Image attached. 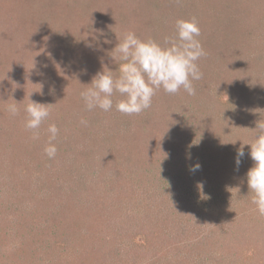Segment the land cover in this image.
I'll list each match as a JSON object with an SVG mask.
<instances>
[{
    "label": "rangeland",
    "instance_id": "374dc122",
    "mask_svg": "<svg viewBox=\"0 0 264 264\" xmlns=\"http://www.w3.org/2000/svg\"><path fill=\"white\" fill-rule=\"evenodd\" d=\"M192 18L206 53L199 96L161 88L139 114L117 111L118 93L111 111L86 108L100 57L118 68L107 57L116 35L163 43ZM31 100L51 104L36 130L25 126ZM260 116L264 0H0V264H264V229L251 263L258 239L244 228L264 215L239 193L249 145L236 165Z\"/></svg>",
    "mask_w": 264,
    "mask_h": 264
},
{
    "label": "clouds",
    "instance_id": "9594fccd",
    "mask_svg": "<svg viewBox=\"0 0 264 264\" xmlns=\"http://www.w3.org/2000/svg\"><path fill=\"white\" fill-rule=\"evenodd\" d=\"M175 30V36L166 37L163 43L151 38L141 39L131 31L122 37L116 35L117 43L107 52V57L111 62L119 61L118 68L111 70L106 67L105 58L100 57L102 70L95 74L88 84L90 86L80 93L86 108L89 111L96 108L105 112L111 111L113 98L118 93L120 99L115 102L116 110L133 115L150 108L153 97L161 88L168 94H177L183 89L189 95H195L193 81H198L203 76L197 61L206 55L198 39V21L195 18L177 19ZM104 43L110 44L112 41L105 38ZM114 72L119 75H114ZM48 105L51 104L45 105L33 100L26 105V128H40L50 115ZM7 110L12 115L18 112L15 103L8 104ZM254 123L256 126L252 130L255 137L248 143L242 141L236 151V165L238 168L241 164V158L245 156L244 146L249 145L248 154L253 165L248 169L245 178L249 193L252 194V203L259 214L264 215V117L260 116ZM47 131L50 135L44 152L49 159H53L58 151L53 142L59 129L55 124H50ZM33 138L38 139V133L34 132ZM200 168L201 164L197 162L189 170L195 172Z\"/></svg>",
    "mask_w": 264,
    "mask_h": 264
},
{
    "label": "trees",
    "instance_id": "16d2710c",
    "mask_svg": "<svg viewBox=\"0 0 264 264\" xmlns=\"http://www.w3.org/2000/svg\"><path fill=\"white\" fill-rule=\"evenodd\" d=\"M57 8H56V10H55V6L54 7H52V6H48V8L47 9H49V10H47V11H50V12H52V14H54V12H57V11H59L60 10V6L59 5H57L56 6ZM88 7V5L85 3V8H87ZM79 8H81L82 9V1H81V4H80V7ZM203 80V76H202V79H200V80H198V82H200L199 83V85H197V89H196V91H197V93H196V96H199V94H200V92L202 91V88H204L205 87V83L202 81ZM186 102H188V100H184V103H186ZM180 103H183V101H180ZM177 106H178V104H176ZM191 105V104H190ZM177 114H178V112H177ZM210 117V116H209ZM182 123V122H181ZM183 124H185V123H183ZM181 127H183L184 125H180ZM180 127V128H181ZM182 129V128H181ZM198 138V137H197ZM199 139H201V138H199ZM203 140H205V139H203ZM121 165V164H120ZM119 171H125L126 172V169H121V170H119ZM128 174L126 175V176H129V173L130 174H132V172L130 171V172H127ZM117 174V173H116ZM120 174V173H119ZM112 177V176H111ZM113 180V179H112ZM111 180V181H112ZM244 192H247V194H248V196L247 197H245V198H247L248 200H251V194L249 193V189H248V187H246L244 190H242V191H240L239 193H240V195H242ZM245 194V193H244ZM248 204H251L249 201H248ZM213 206V205H212ZM212 209V208H211ZM210 209V210H211ZM252 209V207H250V209H249V207H244L243 209H241V208H239V210H238V208L236 207V208H232V211H235V212H239V211H241V210H243V211H245V213L247 212V211H249V210H251ZM202 211L203 212H205V211H207V210H205V209H202ZM245 223V226H244V228L246 229V230H249V231H251L252 233H254V236L258 239V241H255L254 243H252V247L253 248H247V250L248 251H251L250 253V255H248L247 254V256H250V259H251V263H253V262H255V260L256 259H259V249H258V247H256V245L259 243V237H261L262 235H263V233L262 232H260V231H263V229H264V220H259V219H253V220H251V222L250 221H248V220H246V222H244ZM257 228V229H256ZM260 228L262 229V230H260ZM259 230V231H258ZM241 236H242V239H243V234H241ZM262 238V237H261ZM235 244H236V242H235ZM234 244V245H235ZM230 246H231V244H230ZM258 246V245H257ZM250 249V250H249ZM86 250V249H85ZM85 250H81L82 251V253H83V255H84V252H85ZM100 250V249H99ZM98 250V251H99ZM98 251L96 250V251H94V253L95 254H97L98 253ZM101 251V250H100ZM100 255H103V252H101L100 253ZM91 261V260H90ZM101 262V261H100ZM102 262H103V260H102ZM88 263H90L89 261H88Z\"/></svg>",
    "mask_w": 264,
    "mask_h": 264
}]
</instances>
